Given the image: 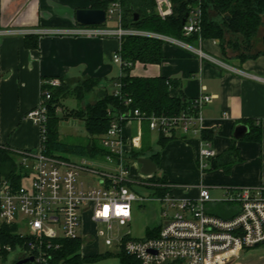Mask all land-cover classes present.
I'll list each match as a JSON object with an SVG mask.
<instances>
[{"label":"crops","instance_id":"0c3cea01","mask_svg":"<svg viewBox=\"0 0 264 264\" xmlns=\"http://www.w3.org/2000/svg\"><path fill=\"white\" fill-rule=\"evenodd\" d=\"M79 8H91V1L1 0L0 147L14 152L38 151L40 130L27 115L40 103L42 85L46 80L60 78L74 84L80 79L93 77L100 80L99 90L108 89L111 84L109 92H114L123 70V66L113 60L114 53L121 48L117 36L33 32L32 35L39 37L28 38V34L22 33L25 30L74 29L79 25L76 22ZM213 16L221 20V16L214 13ZM10 31L15 32L8 33ZM262 41L264 44V34ZM34 42L37 45L30 46ZM187 44L193 48L166 41L163 44L164 59L160 64L137 63L131 74L174 78L181 83L182 92L174 87L170 92L173 96L182 94L185 100L211 95L212 101L204 105L201 114L204 128L213 132L210 147L214 155L203 159L206 165L201 169L200 150L204 145L201 134L191 133L185 137L175 131L172 136L164 135L168 138L165 146L158 143L160 149L155 151L160 153L155 172L158 176L153 174L156 181L143 183L146 175L142 173L141 165L137 159L129 160L128 186L131 189L132 184L140 183L151 189L150 195L153 196H143L145 200L134 204L136 210L162 197L158 194L161 189L157 188L160 178L166 181L162 187L169 185L167 193L179 198H196L199 187L207 185L212 199L207 203L209 212L226 216L232 212V203L227 200L230 189L264 185V52L242 60L228 49L224 50L219 39ZM194 49L201 50L202 54ZM144 125V122L129 121L122 131L128 138L141 135V146L133 151H139L145 145L147 150L139 157L151 158L155 152L148 150L152 148V142L147 136L154 131L148 130L150 133L146 134ZM239 125L248 126L241 138L235 136ZM232 146L237 153L231 154V164L225 168L219 163H224ZM158 204L160 208L163 206L159 201ZM85 214H90V210L87 209ZM159 226L144 227L142 237Z\"/></svg>","mask_w":264,"mask_h":264},{"label":"built area","instance_id":"2783aa9c","mask_svg":"<svg viewBox=\"0 0 264 264\" xmlns=\"http://www.w3.org/2000/svg\"><path fill=\"white\" fill-rule=\"evenodd\" d=\"M156 2L162 17L172 14L171 0ZM201 4V0H198L187 15L184 26L186 36L201 30ZM106 13L107 20L118 13L117 28L78 25L74 29L25 30L22 33L95 37L113 35L120 40L124 35L134 34L193 48L187 42L167 35L124 29L123 10L118 2H114ZM120 50L114 53L113 60L121 66L130 65L123 60ZM194 50L202 54L201 50ZM61 83L60 78L44 81L43 85L48 87L42 89L40 103L28 112L27 117L40 130V145L37 152L15 151L18 164L24 171L20 185L14 186L6 179L0 182V223L15 227L12 233L14 244H3L0 239V264H17L24 259L28 260L22 264H68L58 256L62 249L61 241L80 238L78 233L87 209L92 220L103 225L98 227L97 235L104 237L105 245L116 246L119 251L136 257L138 264H229L241 257L243 249L264 243V185L230 189L231 195L227 200L232 203L233 215L227 218L209 212L207 203L212 199L207 185L199 187L196 198H179L169 192L158 198L165 208L161 211L164 222L156 236L136 238L131 231L108 233L115 226H127L132 221L135 202L145 200L128 186L129 167L125 160L133 149L140 148L142 138L141 135L132 138L125 136L121 122L137 121L141 124L147 121L151 130L165 136H172L175 131H180L185 137L191 133L202 135L206 128L201 109L212 101V96L202 95L193 99L187 110L176 115H148L139 108L120 112L102 138V144L110 154L103 159H90V163L84 159L74 162L46 153L48 101L52 97L49 87H58ZM121 88L122 84L116 82L115 96L122 97ZM124 103L131 106L132 99L125 98ZM203 141L201 169L206 165L203 159L214 155L211 142ZM145 177L150 178L142 180L146 181L145 184L155 179L153 174ZM24 179H29V185L24 184ZM82 249L83 243L81 257H86ZM12 253L16 257L10 260Z\"/></svg>","mask_w":264,"mask_h":264},{"label":"trees","instance_id":"16d2710c","mask_svg":"<svg viewBox=\"0 0 264 264\" xmlns=\"http://www.w3.org/2000/svg\"><path fill=\"white\" fill-rule=\"evenodd\" d=\"M91 8L108 10L114 2L120 3L122 14V27L124 29H136L167 35L185 42L194 44L197 40L219 39L222 48L225 50L223 39L227 34L236 38L238 35L243 37L246 42L251 41L258 32L264 19V0H201L202 22L200 32H193L186 36L184 26L188 13L198 4V0H171L173 12L171 15L162 17L157 9L156 0H90ZM1 3V0H0ZM135 13L139 14V20H135ZM213 13L221 16V20H216ZM96 26V25H92ZM36 35H29L28 38H35ZM234 36V37H233ZM39 37V36H36ZM239 42V41H237ZM236 42V43H237ZM164 40L143 36L127 34L121 38V56L130 65L123 66L122 74L117 82L122 84V97L115 96L114 92L108 89L100 90L101 94L97 100L87 102L83 108H75L70 111L64 106L65 100L74 98L83 99L97 87L100 80L93 77H86L78 80L74 84L61 79L62 83L58 87L50 86L52 97L48 101V123L47 139L45 142L46 153L51 156H63L62 154H73L92 159H103L110 151L103 146L102 138L108 132L111 122L120 112L129 109L139 108L148 115H176L187 110L192 105V100H185L182 94L173 96L170 88L174 87L182 92V85L174 78L164 76L156 77H136L132 76L131 70L137 63L160 64L164 59L163 44ZM238 44V43H237ZM37 45L36 42L30 46ZM262 53L252 56H241L244 60L248 57H256ZM48 85H43L42 89ZM125 98H131V106H126ZM61 110V112H60ZM75 118L83 120L88 133L85 142H67L62 138L60 124L63 120ZM147 131L151 130L147 121H143ZM126 121H122L124 126ZM202 138L212 141L213 132L204 129ZM144 137V141H145ZM168 138L160 134L158 143L163 147ZM151 148V147H149ZM145 145L139 151H132L126 157V164L129 160H136L146 152ZM237 150L234 146L227 153L224 163H219L225 168L230 166L231 154ZM151 159L159 164L160 153L155 152ZM129 167V166H128ZM23 169L18 164V155L5 147H0V182L9 180L14 186H19L23 176ZM156 181V179H154ZM158 183L166 184L165 179L160 178ZM160 196L167 194L168 187L157 186ZM231 212V211H230ZM227 214L222 217H230ZM160 226L147 232L146 237L156 236ZM15 227L0 223V239L3 244L12 243V233ZM62 249L58 256L65 259L68 264H84L89 261H98L112 256V252L91 257H81L82 239H64L61 241ZM120 264H138L136 257L129 255L125 251L119 254Z\"/></svg>","mask_w":264,"mask_h":264},{"label":"rangeland","instance_id":"374dc122","mask_svg":"<svg viewBox=\"0 0 264 264\" xmlns=\"http://www.w3.org/2000/svg\"><path fill=\"white\" fill-rule=\"evenodd\" d=\"M117 20H118V13L115 15L113 19H108L107 23L101 26L117 27ZM263 34H264V19L262 25L258 29L256 36L252 38L251 41L245 42L243 40V37H241L240 35H238L236 38H231L232 36H230V34H227L226 37L223 39V42L225 43V48L228 49L229 52L234 53L238 57L252 56L255 55L256 53L264 52V44L262 41ZM111 89L112 86L111 84H109L108 90L111 91ZM100 94L101 92L99 90V87H97L94 91L90 92L83 99V101L74 98H69L63 101L66 110L63 109L62 111H64L65 113L66 111H70L71 109L83 108L87 104V102L94 103ZM60 128L62 132L61 133L62 138L67 142L80 143L87 141L88 133L86 131L85 123L83 120H79L75 118L63 120L60 124ZM149 133L148 131H146V134ZM158 136H159L158 131L151 132L150 135L147 136L148 138H150V141L152 142L151 144L152 148L148 149L151 152L152 151L155 152L160 149L158 145V140H159ZM62 155L68 157L71 161L74 162H81L84 159L90 163V159L94 160L92 158L81 157L73 154H62ZM99 165L108 168L104 164H99ZM132 166L133 164H131V168ZM155 175L158 176L156 173ZM145 179L150 180V178L148 177H145ZM24 180H25L24 184L29 185V179H24ZM143 183H146V181ZM147 184H149V182H147ZM131 189L134 192H136L138 195L146 196L149 198L153 196L150 195L151 189H149L144 184L134 183L132 184ZM137 202L138 204L141 203L139 201ZM161 208L160 205L158 204V200H151L149 204L146 203L144 206H141V208L139 209L137 208L136 209L137 211L134 209L133 221L130 223L129 226H121L120 228L115 226L114 229L112 231H109L108 233L117 234L118 231L122 233L131 231V234L134 237L136 238L142 237L145 235L144 227L158 226L164 222L163 218L161 217ZM163 208H165V206ZM98 227H103V225L101 223L99 224L93 221L90 214H84L83 226L78 233V236L82 239L83 242L82 252L86 255V257L103 255L108 252H112L113 254L110 257L103 258L98 261H89L84 264H120L119 254L121 251H119V249L116 246L109 247L105 245L104 237H99L97 235ZM12 257H16L15 253L11 254L10 260H12ZM7 264H11V263H7ZM229 264H264V243L243 249L241 253V257L234 259Z\"/></svg>","mask_w":264,"mask_h":264},{"label":"water","instance_id":"95a60500","mask_svg":"<svg viewBox=\"0 0 264 264\" xmlns=\"http://www.w3.org/2000/svg\"><path fill=\"white\" fill-rule=\"evenodd\" d=\"M134 19L139 20V14L135 13ZM107 21V13L104 9H94V8H79L76 10V22L82 26L88 25H103ZM248 126L239 125L236 128L235 136L237 138L243 137L247 132ZM138 163L141 165V171L144 175H151L157 171V163L151 158L139 157L137 159ZM33 258H31L32 260ZM28 259L19 261L17 264H22Z\"/></svg>","mask_w":264,"mask_h":264}]
</instances>
